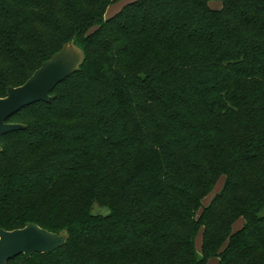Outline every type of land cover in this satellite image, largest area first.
<instances>
[{
    "label": "trees",
    "instance_id": "16d2710c",
    "mask_svg": "<svg viewBox=\"0 0 264 264\" xmlns=\"http://www.w3.org/2000/svg\"><path fill=\"white\" fill-rule=\"evenodd\" d=\"M70 42L0 138V229L69 238L8 264H264V0H0V98Z\"/></svg>",
    "mask_w": 264,
    "mask_h": 264
},
{
    "label": "water",
    "instance_id": "95a60500",
    "mask_svg": "<svg viewBox=\"0 0 264 264\" xmlns=\"http://www.w3.org/2000/svg\"><path fill=\"white\" fill-rule=\"evenodd\" d=\"M84 58V52L70 42L46 61L24 85L9 88L7 96L0 98V138L24 129L22 124L10 123V118L39 102H51L54 99L52 92L80 69ZM68 238L66 232L55 234L34 223L14 231L0 229V264H8L22 255L30 259L34 254L52 253L61 248Z\"/></svg>",
    "mask_w": 264,
    "mask_h": 264
},
{
    "label": "rangeland",
    "instance_id": "374dc122",
    "mask_svg": "<svg viewBox=\"0 0 264 264\" xmlns=\"http://www.w3.org/2000/svg\"><path fill=\"white\" fill-rule=\"evenodd\" d=\"M129 2V1H127ZM125 1H120L114 5H112L107 12V18L112 17L116 15L118 12L122 10V8L127 4ZM210 6L214 9H220L222 7V3L220 1H212L210 3ZM225 184V178H221L215 188V190L204 199L203 204L204 206L209 205V203L212 201V199L215 197L216 194L222 191L223 187ZM108 210L104 207H101L98 204H95L93 207V214H107ZM244 221L243 219H240L235 225H234V230H238L242 227ZM196 248L197 251L201 254L202 252V234L201 232L199 233V236L196 241ZM208 264H220L219 260L217 258H212L209 260Z\"/></svg>",
    "mask_w": 264,
    "mask_h": 264
}]
</instances>
